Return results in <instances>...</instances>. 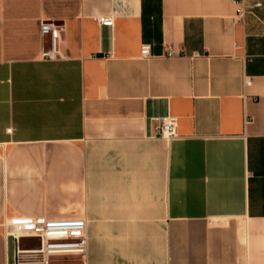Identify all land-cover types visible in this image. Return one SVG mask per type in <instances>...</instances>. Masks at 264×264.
Segmentation results:
<instances>
[{
  "label": "crops",
  "instance_id": "obj_1",
  "mask_svg": "<svg viewBox=\"0 0 264 264\" xmlns=\"http://www.w3.org/2000/svg\"><path fill=\"white\" fill-rule=\"evenodd\" d=\"M68 217L49 264H264V0H0V264Z\"/></svg>",
  "mask_w": 264,
  "mask_h": 264
},
{
  "label": "built area",
  "instance_id": "obj_2",
  "mask_svg": "<svg viewBox=\"0 0 264 264\" xmlns=\"http://www.w3.org/2000/svg\"><path fill=\"white\" fill-rule=\"evenodd\" d=\"M260 4H257L259 6ZM245 9H239L243 17ZM104 26H112V18L104 17L99 20ZM63 29L54 22L42 21L40 34L44 39L50 38V47L42 50L46 59H55L60 55V32ZM142 55H150V46L143 45ZM250 83V80H247ZM178 119L168 115L164 117L158 128V135L171 140L177 136ZM87 220L85 218H16L4 223L7 238H12L18 245L21 238H37L40 247L36 249H16V264H49L54 256L80 255L85 257L87 249Z\"/></svg>",
  "mask_w": 264,
  "mask_h": 264
},
{
  "label": "water",
  "instance_id": "obj_3",
  "mask_svg": "<svg viewBox=\"0 0 264 264\" xmlns=\"http://www.w3.org/2000/svg\"><path fill=\"white\" fill-rule=\"evenodd\" d=\"M25 240H27V238H21V239L19 240V244H20V246L23 244V242H24ZM21 247H22V246H21Z\"/></svg>",
  "mask_w": 264,
  "mask_h": 264
}]
</instances>
